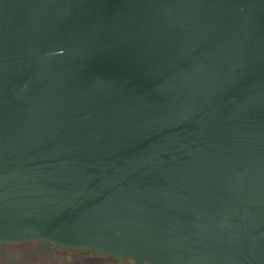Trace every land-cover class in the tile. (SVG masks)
<instances>
[{"label": "water", "instance_id": "water-1", "mask_svg": "<svg viewBox=\"0 0 264 264\" xmlns=\"http://www.w3.org/2000/svg\"><path fill=\"white\" fill-rule=\"evenodd\" d=\"M264 264V0H0V241Z\"/></svg>", "mask_w": 264, "mask_h": 264}, {"label": "flooded vegetation", "instance_id": "flooded-vegetation-1", "mask_svg": "<svg viewBox=\"0 0 264 264\" xmlns=\"http://www.w3.org/2000/svg\"><path fill=\"white\" fill-rule=\"evenodd\" d=\"M0 264H147L87 248L60 247L42 239L0 241Z\"/></svg>", "mask_w": 264, "mask_h": 264}]
</instances>
